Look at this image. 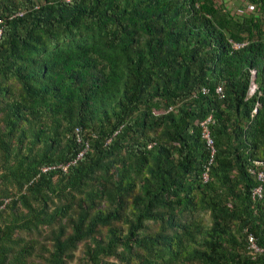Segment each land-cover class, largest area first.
<instances>
[{"label":"trees","instance_id":"trees-1","mask_svg":"<svg viewBox=\"0 0 264 264\" xmlns=\"http://www.w3.org/2000/svg\"><path fill=\"white\" fill-rule=\"evenodd\" d=\"M226 1L0 0V264H264V0Z\"/></svg>","mask_w":264,"mask_h":264},{"label":"built area","instance_id":"built-area-1","mask_svg":"<svg viewBox=\"0 0 264 264\" xmlns=\"http://www.w3.org/2000/svg\"><path fill=\"white\" fill-rule=\"evenodd\" d=\"M246 12H251L252 11V7L250 6H246ZM241 45H236V44H232V48L233 49H238ZM217 93H219V89L216 90ZM209 122V119H207L205 122L200 124V127L202 128V139L205 141L206 146L210 149V153L211 155L213 154V150H212V143L211 140L209 139V135L208 132L206 130V124ZM82 154H78L77 159H79L81 157ZM68 165L60 167V169L65 172L66 168ZM47 169H43L42 171L45 172ZM249 174L251 175H255L256 181L259 184L264 183V173L262 171H258L255 169H250L249 170ZM203 180H206V176L203 175ZM263 197V186L259 185L257 187H255L252 192H251V199L252 200H261ZM247 242H248V251H249V255L251 256V258H255L256 255H258L261 252V249H259V247H257L254 239L249 236L247 238Z\"/></svg>","mask_w":264,"mask_h":264},{"label":"rangeland","instance_id":"rangeland-1","mask_svg":"<svg viewBox=\"0 0 264 264\" xmlns=\"http://www.w3.org/2000/svg\"><path fill=\"white\" fill-rule=\"evenodd\" d=\"M225 4L227 5L228 8H230V11H234V9H236V7L240 6L242 4V2L239 0H228L225 2ZM74 255H75V258L71 262V264H81V260H80L81 256H80L79 251H77Z\"/></svg>","mask_w":264,"mask_h":264},{"label":"water","instance_id":"water-1","mask_svg":"<svg viewBox=\"0 0 264 264\" xmlns=\"http://www.w3.org/2000/svg\"><path fill=\"white\" fill-rule=\"evenodd\" d=\"M253 79H254V77H253ZM254 89H255V85H254V83L252 82V88H251V90H250V94H252V92H253Z\"/></svg>","mask_w":264,"mask_h":264},{"label":"clouds","instance_id":"clouds-1","mask_svg":"<svg viewBox=\"0 0 264 264\" xmlns=\"http://www.w3.org/2000/svg\"><path fill=\"white\" fill-rule=\"evenodd\" d=\"M251 88H252V86H251ZM251 88H250V90H251ZM254 91V90H253ZM249 93H250V91H249ZM253 93V92H252ZM249 95H251V94H249Z\"/></svg>","mask_w":264,"mask_h":264}]
</instances>
